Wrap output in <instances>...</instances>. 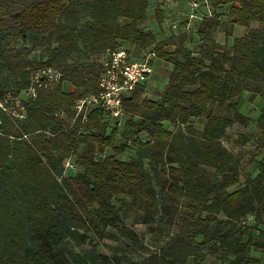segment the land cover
I'll use <instances>...</instances> for the list:
<instances>
[{
  "label": "trees",
  "instance_id": "trees-1",
  "mask_svg": "<svg viewBox=\"0 0 264 264\" xmlns=\"http://www.w3.org/2000/svg\"><path fill=\"white\" fill-rule=\"evenodd\" d=\"M151 1L0 0V102L18 99L21 115L0 106V264H84L65 249L67 235L89 241L73 226L121 240L94 255L101 264H264V157L239 183L241 157L222 143L249 125L240 94L264 95V0H206L210 16L160 41L139 26ZM153 1L161 21L170 0ZM233 25L245 30L229 41ZM121 42L133 57L154 50L168 80L156 98L137 85L120 120L98 109L83 120L74 105L98 91L106 50ZM37 49L43 60L29 56ZM42 67L59 83L27 94ZM255 131L264 149V107ZM67 158L80 170L65 175Z\"/></svg>",
  "mask_w": 264,
  "mask_h": 264
},
{
  "label": "rangeland",
  "instance_id": "rangeland-1",
  "mask_svg": "<svg viewBox=\"0 0 264 264\" xmlns=\"http://www.w3.org/2000/svg\"><path fill=\"white\" fill-rule=\"evenodd\" d=\"M176 2L177 5L174 3ZM188 2V1H187ZM185 4V5H184ZM222 12L227 13L226 5H221L219 7ZM155 2L152 0L150 2L149 7L146 11V17L139 23V26L151 31L158 41L168 37L172 32H174L172 25L174 23L178 24V18L176 16V10H180L181 13L185 14L189 11V6L186 3V0H170L168 5L165 6L163 10V17L161 21H158L154 16ZM184 16L181 20L184 21ZM191 26L194 27L193 21H191ZM217 38L220 42H223V36L221 34H217ZM121 48L125 49L131 57H133L135 53V49L133 45L127 42L120 43ZM45 53L43 49H37L33 51L29 56L32 58H36L38 60H43ZM154 64L153 72L145 82V94L149 98H156L158 92H160L167 80V76L170 71V65L164 61H158L156 59ZM156 66V67H155ZM155 72V73H154ZM159 73V76H157ZM23 96V95H22ZM19 95V97H22ZM201 121L199 119L194 121V126L200 127ZM123 123L120 122L119 130H122ZM163 126L168 130L167 132H173V127L168 122H164ZM247 137V141L244 144H240L243 138ZM118 135L116 136V139ZM260 138V135L255 131V129H249V125L247 127H243L239 124H234L231 127L226 129L225 135L222 137V143L232 150L235 153H238L241 157V171L239 176V183H243L245 179V175L248 171H251L254 167V164L257 160H261L264 157V149L260 147V142L257 140ZM136 148L132 147L127 149L122 155L117 156L122 160H126L129 157L133 156ZM74 158V157H73ZM73 159L71 161V167H67L65 171V175L74 173L76 170H80V168L73 163ZM254 169V168H253ZM115 201V200H114ZM117 205V202H115ZM127 225L131 223V217L125 220ZM132 228L137 231L139 234L143 235L145 232V226L134 225ZM78 233H85L89 238V241L80 243L78 240L73 237L67 235L64 238V245L66 252L69 257H80L84 259V264H101L99 260H96L95 254H107L111 255L114 251H119V249H123L124 246L121 243V240L114 239H102L99 240L95 238L91 231H86L83 227L73 226V228ZM108 232H115L114 229L108 228ZM91 240V243H90ZM118 246V249H115ZM82 264V263H81Z\"/></svg>",
  "mask_w": 264,
  "mask_h": 264
},
{
  "label": "built area",
  "instance_id": "built-area-1",
  "mask_svg": "<svg viewBox=\"0 0 264 264\" xmlns=\"http://www.w3.org/2000/svg\"><path fill=\"white\" fill-rule=\"evenodd\" d=\"M189 11L185 14L176 10L178 24L172 25L174 32H185L193 30L191 21H199L203 16H210L211 12L207 6L206 0H188ZM204 4L206 6V13L201 14L199 6ZM199 11V12H198ZM184 16V21L181 20ZM156 54L152 49H146L139 53L137 57H131L130 54L122 48L108 49L103 59V72L98 78V91L79 98L74 109L76 114H81L83 120L91 110L98 109L102 111L112 120H120L123 116L122 100L124 96L133 90L137 85L143 84L147 81L153 72ZM61 74L51 68H38L31 74V86L27 90V94H35V89L49 88L52 89L60 81ZM10 96H6L4 102H0V106L4 110L15 116H21L17 111L19 100L15 99L14 105L8 107L7 101ZM12 100V98H11ZM10 102V100H9ZM70 158L65 159L64 168L71 167Z\"/></svg>",
  "mask_w": 264,
  "mask_h": 264
},
{
  "label": "crops",
  "instance_id": "crops-1",
  "mask_svg": "<svg viewBox=\"0 0 264 264\" xmlns=\"http://www.w3.org/2000/svg\"><path fill=\"white\" fill-rule=\"evenodd\" d=\"M187 1L188 0H186V3H187ZM174 3L177 5L176 2H174ZM226 7L228 9V5H226ZM219 12L221 13L220 14L221 17H227L226 16L227 13L222 12L221 9L219 10ZM250 26L251 27H256L257 24L252 23ZM230 30H231V35L229 36V39H228L229 41L233 37L241 36L244 33L245 28L242 27V26L233 25L232 28H230ZM219 34H221L223 36L222 33H219ZM218 39L219 38H217L216 40L218 42H220ZM223 41H224V37H223ZM220 43H223V42H220ZM157 60L161 61L159 59H157ZM154 64H156V66H159L155 62H154ZM170 71H171V68H170ZM170 71H169V74H170ZM169 74L167 76V80H168ZM157 76H159V73H157ZM167 80H166V82H167ZM249 97H250V93L248 91H243L240 94V96H239V98L237 100L238 101V110H239L240 113H242L243 115H245V116L250 118L249 129H255V119L259 115L260 110L264 107V95H257L252 100H249Z\"/></svg>",
  "mask_w": 264,
  "mask_h": 264
}]
</instances>
